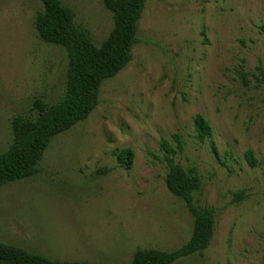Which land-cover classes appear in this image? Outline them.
<instances>
[{"label":"rangeland","instance_id":"374dc122","mask_svg":"<svg viewBox=\"0 0 264 264\" xmlns=\"http://www.w3.org/2000/svg\"><path fill=\"white\" fill-rule=\"evenodd\" d=\"M100 45L114 26L104 0H62ZM41 0H0V152L12 119L65 90L64 47L45 42ZM264 0H146L132 58L105 79L89 115L53 136L28 178L0 185V242L59 261L129 264L173 251L194 222L166 185L164 140L194 168L197 204L213 207L210 245L174 264H264ZM211 126L204 140L196 117ZM131 147L133 166L117 152ZM247 150L257 160L251 166Z\"/></svg>","mask_w":264,"mask_h":264},{"label":"trees","instance_id":"16d2710c","mask_svg":"<svg viewBox=\"0 0 264 264\" xmlns=\"http://www.w3.org/2000/svg\"><path fill=\"white\" fill-rule=\"evenodd\" d=\"M35 25L45 42L64 47L68 57L65 90L62 97L49 102L43 97L33 101L30 115L16 114L12 119L13 139L0 152V185L35 175L38 163L53 136L85 119L98 104L102 82L115 76L131 60V49L137 40L138 22L146 0H104L113 13L114 26L109 36L97 45L89 33L76 22L75 10L62 0H41ZM264 34V24L261 25ZM198 136L204 140L211 134V126L202 115L196 117ZM177 147L164 140L168 171L167 188L185 201L193 216L194 228L190 240L173 251L159 249L138 250L129 264H174L182 257L202 252L214 235L215 210L199 205L194 193L201 179L194 168L186 169L175 162L177 151L182 150L179 135H173ZM135 151L131 147L117 152L119 165L130 169ZM251 166L257 162L254 152L247 150ZM0 264H92L87 261H59L26 249L0 242Z\"/></svg>","mask_w":264,"mask_h":264}]
</instances>
